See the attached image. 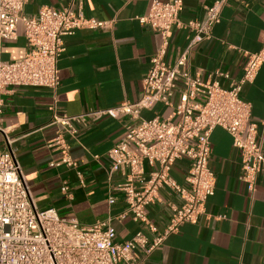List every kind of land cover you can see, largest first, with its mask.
Listing matches in <instances>:
<instances>
[{"label": "crops", "instance_id": "crops-1", "mask_svg": "<svg viewBox=\"0 0 264 264\" xmlns=\"http://www.w3.org/2000/svg\"><path fill=\"white\" fill-rule=\"evenodd\" d=\"M151 0H27L23 13L37 16L42 7L80 9L84 16L109 21L104 28H80L63 37L57 66L60 83L56 90L46 87L9 86L2 94V127L12 139L10 147L21 167L32 199L39 209L54 208L61 218L76 219L82 225L105 222L114 241L130 239L143 231L155 234L134 221L126 212L124 195L111 190L107 179L106 152L125 131L128 116L101 115L77 124L78 134L63 135L74 167L61 162L59 145H49L60 128L50 123L55 104L57 114L75 115L134 102L142 93V79L151 56L162 38L149 25L138 22ZM165 1V0H162ZM212 0H181L179 19H198L202 7ZM190 31L171 26L167 33L165 60L172 63L186 45ZM264 47V0H227L210 37L193 46L186 55L185 68L204 81L216 79L220 86L242 75L244 53ZM29 49L22 26L13 39L1 41L0 59L23 57ZM220 70L228 78L214 77ZM181 88L180 80L175 82ZM240 95L250 103V119L256 122V139L264 155V64L258 66ZM157 102L142 109V117L165 114ZM208 166L214 173V189L206 201L205 214L196 222H183L150 253L135 251L134 264H264V167L254 188L248 191L238 179V156L230 135L221 127L209 134ZM9 148L0 133V149ZM53 165H50V163ZM187 161L175 160L174 177L182 181ZM146 170L150 166L145 162ZM122 180L117 173L112 181ZM67 193L60 190L62 182ZM109 198L113 202L108 201ZM177 194L162 187L147 206V215L159 231L170 218V204L178 205ZM119 264H125L123 262Z\"/></svg>", "mask_w": 264, "mask_h": 264}, {"label": "built area", "instance_id": "built-area-1", "mask_svg": "<svg viewBox=\"0 0 264 264\" xmlns=\"http://www.w3.org/2000/svg\"><path fill=\"white\" fill-rule=\"evenodd\" d=\"M26 1L0 0V53L1 41L15 38L19 25L29 45L21 58L0 59V133L9 146L0 149V264H134L136 249L150 253L179 224L196 222L205 214L207 198L214 189V173L208 166V137L214 127H221L230 135L238 156V179L246 190H253L264 167V155L256 139L257 124L250 119V103L240 95V89L252 81L258 66L264 64V47L244 53L242 75L229 81L227 87L220 86L215 78L204 81L189 74L186 55L210 37L227 0H212L202 7L200 18L185 21L179 19L181 0H151L147 12L137 20L159 33L162 43L149 60L139 99L75 115L57 114L53 104L50 123L57 125L60 133L49 145L58 144L61 162L74 167L76 163L67 152L63 135L76 137L77 124L85 123L87 118L128 116L124 133L106 152L107 179L111 190L123 193L126 212L155 235L149 238L138 231L130 239L117 242L110 225L102 229L105 222L82 225L76 219L61 218L52 207L39 209L10 147L12 139L2 127V94L9 86L56 90L63 37L80 28H104L109 21L86 17L80 9L71 7H42L37 16L28 17L23 13ZM171 26L185 28L190 34L183 50L169 63L164 56ZM212 74L228 78L226 72L218 69ZM177 80L181 81V88L176 87ZM157 102L165 105V114L141 116L142 109ZM260 124L264 129V119ZM178 158L187 161L182 181L172 172ZM145 162L150 166L148 170ZM117 173L122 180L113 182ZM162 187L177 194L180 202L170 204L169 221L159 231L147 215V206L154 203ZM60 190L67 193L65 181ZM108 201L112 203L113 199Z\"/></svg>", "mask_w": 264, "mask_h": 264}]
</instances>
